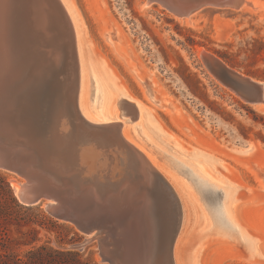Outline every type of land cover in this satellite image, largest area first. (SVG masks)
<instances>
[{
	"label": "rangeland",
	"instance_id": "rangeland-1",
	"mask_svg": "<svg viewBox=\"0 0 264 264\" xmlns=\"http://www.w3.org/2000/svg\"><path fill=\"white\" fill-rule=\"evenodd\" d=\"M69 1L80 23L83 63L90 74L91 99L85 103L89 114L113 119L123 110L121 119L133 116L132 104L124 102L117 109L121 90L113 82L147 110L144 120L126 123L129 136L146 149L181 198L180 263L264 264V120H256V114L264 112L215 75L201 55L206 52L243 75L264 80V0H257L256 11L205 7L195 11L191 22L174 18L161 4L145 5V0ZM101 81L110 88L108 95ZM155 126L173 149H161L150 131ZM194 152L215 160L188 159ZM0 171L20 204L0 190V221L9 222L10 234L18 242L15 251L24 254L41 244L70 248L87 238L75 224L55 217L47 199L22 203L12 179L18 182L23 177ZM198 177L220 191L218 204L204 195ZM227 186L236 189L233 218L248 239L228 220V212H222L228 200L222 189ZM163 216L157 217L161 226L167 218L174 219V213ZM33 228L37 233L31 232ZM34 237L33 244L26 243ZM77 251L85 259L108 264L98 239Z\"/></svg>",
	"mask_w": 264,
	"mask_h": 264
},
{
	"label": "water",
	"instance_id": "water-1",
	"mask_svg": "<svg viewBox=\"0 0 264 264\" xmlns=\"http://www.w3.org/2000/svg\"><path fill=\"white\" fill-rule=\"evenodd\" d=\"M153 3L187 13L205 7L239 9L245 0H154ZM73 31L71 17L61 0H0V169L35 182L37 192L30 203L43 193L58 199L52 214L88 235L71 249H82L98 239L106 262L120 264L115 255L126 259L118 248L113 254L108 253L110 229L99 227L101 223L93 221L96 215L88 209L94 203H102L104 206L97 212L100 215L112 206L119 225L122 224L119 239L115 237L121 244L128 235V224L132 229L133 224L137 230L142 227L141 215L149 201L154 203L151 215L166 211L170 195L178 205L180 201L168 178L148 161L138 162L143 173L136 169L135 152L119 127L94 124L81 115ZM44 37L45 48L40 46ZM2 45L10 47L4 49V54ZM49 46H55V57L51 52L50 58L46 55ZM43 57L45 75H37L35 69L41 67ZM202 57L211 71L245 101L264 105V80L243 75L215 57ZM27 82L34 85L22 92ZM63 85L67 88L64 94ZM23 134L28 136L27 140ZM15 145L24 149H14ZM52 178L59 184L52 182ZM92 191L102 197L97 203ZM25 200L20 199L32 205ZM43 200L46 199L38 202ZM174 210L172 226L169 227L167 218L156 231L155 264H176L174 247L182 225V209L179 205ZM79 211H83L87 221L81 220Z\"/></svg>",
	"mask_w": 264,
	"mask_h": 264
},
{
	"label": "bare ground",
	"instance_id": "bare-ground-1",
	"mask_svg": "<svg viewBox=\"0 0 264 264\" xmlns=\"http://www.w3.org/2000/svg\"><path fill=\"white\" fill-rule=\"evenodd\" d=\"M64 4V6L66 7L71 20H72V24H73V32L75 34V39H76V51H77V70H78V74H79V81H78V108L79 111L81 113V115L83 116L84 119H86L87 121L94 123V124H100V125H116L117 127L120 128L121 134L122 136L125 138V140L129 143V145L131 146V148L134 150L135 155L133 156V158L137 159V161L135 163L136 164V169L140 172L143 173V167H141V164H138V162L143 163L145 160L148 161L150 163V165H152L155 169H158L162 172V169L159 168L158 166H156L153 162H152V158L151 156L143 149L141 148L138 143L132 140V138L129 136V132H128V124L126 123L127 121H129V119L132 120H144L146 117V113L147 110L145 108H142V104L138 103L137 100H134L132 97V100L134 101H128L125 98L131 99L129 98L130 95H127L126 91L124 89H122L121 87L117 86L114 82V88L115 89H120L121 90V94L118 97V101L116 102L117 104V109L119 110L124 104V102H127L129 104L133 105L132 112L133 113L131 115H129L128 119H121L120 117L123 114V110L117 115L113 116V119H111L112 117H108L106 119L102 118V119H96L93 118L90 114L88 109L86 108L87 106V102L88 99H91V95H90V90H91V81H90V74H87V69L85 64L83 63L84 60V51H83V39H82V31L80 28V23L79 20L76 17V13L74 11V8L71 4V2L69 0H61ZM154 0H148L146 2V5H150L151 3H153ZM161 7H165L163 4L160 5ZM258 8H260V4H258L257 0H245V3L242 5L241 8L239 9H245V10H249V11H256ZM167 9V13L170 14L171 16H173L174 18L180 20V21H187V22H191L192 21V15L195 13V11L199 10V9H193L187 13H181L176 11L175 9H171V8H166ZM45 23H43L44 25ZM3 37V35H1ZM4 45H2V49H3V54H4V49L8 50V48L10 47H3ZM43 48H45V37H44V42L43 45H40ZM55 46H49L47 48V56L48 58H50V52L52 53V55L55 57V53L56 50ZM6 55V54H5ZM202 56H206V57H214L206 52L201 53ZM48 62V60H46V63ZM45 58L43 57V62L41 65V69L40 68H36L35 69V73L37 75H39L40 73H43L45 75ZM48 73V71H47ZM88 75V76H87ZM96 77V76H95ZM109 78H111L108 75ZM94 80V79H93ZM28 84H26V87L22 88V92L26 91L28 88H31V86H33L34 84L27 82ZM101 88L104 89L105 93L108 95L110 92V88L107 87L106 82L101 81ZM67 90L66 86L63 85L61 88V92L62 94L65 93V91ZM109 90V91H108ZM123 91V92H122ZM28 92V91H27ZM27 100H29V98H27ZM86 103V106H85ZM93 106V103H92ZM128 106V105H127ZM257 107V109L261 110L264 112V105H254ZM129 110V109H128ZM134 110V111H133ZM129 113V112H128ZM113 121H111V120ZM114 119H116L117 121H114ZM109 120V121H108ZM150 131H152V136L155 138V140L158 142L159 146H161V149H163L164 151H170V149H173V146L170 144L169 139L167 138V136L163 133V130H160L159 128L155 127H151ZM18 136V135H17ZM23 137L25 140L28 139V136L26 134H23ZM23 139V138H22ZM158 146V148L160 149V147ZM14 149H24L23 147H19L18 145L14 146ZM173 153H175V151H172ZM150 156V157H149ZM197 156H201L204 160H209V161H214V157H212L209 154L203 153V152H194L191 153L190 156H188V159L197 157ZM216 158V157H215ZM218 160V158H216V161ZM209 163V162H208ZM193 164L195 166L198 165V162L194 161ZM194 165H192L194 167ZM164 174V172H163ZM200 174H202L205 177V174L203 172H200ZM165 175V174H164ZM21 177H23L22 181H15L14 179H12V183L15 189L16 194L18 195V197L23 200V198H25L26 202L28 204H35L38 201H40L42 198L47 199V201L45 202L46 204L49 205L50 210L52 211V209H55L56 206L58 205L59 201L58 199L53 198L52 196H50V194L48 193H43V194H39L37 197V201L30 203V199L35 197L36 194V190L37 187L35 185L34 181H28L27 177H25L24 175H19ZM196 176V175H195ZM200 177V176H199ZM196 178V180H198V182L201 184L202 186V191L204 193V195L207 197L208 200H210V202L212 204H218V197L219 192L217 191L216 188H213L209 185H206V182L201 179ZM203 179V177H202ZM169 180V179H168ZM206 180V179H205ZM53 178H52V182H53ZM170 181V180H169ZM207 181V180H206ZM54 182L59 184V181L55 180ZM210 183V182H209ZM172 184V183H171ZM208 184V183H207ZM173 189L175 190V193L180 201L179 205L181 206L182 209V224L184 221V209H183V205L181 202V198L177 192V190L175 189V187L172 185ZM223 194L225 196V198L228 200H224V204L225 205V209L223 208L222 212L227 211L229 216L227 217L228 220H232L233 223H236L234 221L233 215H234V209L232 208L235 201H236V189L233 187H229L227 186V189H222ZM93 196L95 197L96 203L102 199V197L100 195H98L95 191H92ZM170 195V194H169ZM101 197V198H100ZM171 201H169V203H167L166 205V211L162 212V215H164L163 217L166 218V216L170 217L172 213H174V219L176 216L175 210L174 209H178V204L172 200L173 196L170 195ZM106 200V199H105ZM44 203V204H45ZM153 200L149 201V204H147L146 209H144L142 215H141V221H142V227L138 228V230L136 229V227L133 224V229L132 227L129 228L130 224H128L126 226V230L128 232L127 237L124 239L123 242H121L119 240H116V238L119 239L120 235L118 234L120 231V227L119 225V221L117 220V218L115 217V215L113 214L111 207L109 209V211L107 213L103 212L102 214L98 215L100 212L102 207L104 206L102 203L101 205H99L97 203V205L94 203V205L91 206V209H88V212H93L96 217H94L93 221L96 223H101L99 224V227L104 226L105 228L110 229V232L107 234L108 236V244L107 247H109L110 249L108 250V253L111 255L113 254L115 249H119L121 251V254L124 255L125 257V261L120 259L119 256L115 255L117 260H120V264H155V261H157V258H154V245H156L155 242V234L156 231H159L158 229L161 227L160 225V221L158 220V215H151L150 213V207L153 206ZM177 204V205H176ZM96 206V209H93V207ZM152 212V211H151ZM70 213H72V211H70ZM76 214V213H75ZM219 214V213H218ZM225 214V213H224ZM77 215H79L81 217V220H86L85 214H83V211H79L77 212ZM160 218V216H159ZM173 219V221H174ZM172 222H170L169 227L172 226ZM221 222V221H220ZM88 224V222H86ZM93 223V222H92ZM163 223V222H162ZM161 223V224H162ZM165 223V222H164ZM221 224H224L223 222H221ZM237 224V223H236ZM164 225V224H163ZM239 226V224H237ZM96 227V226H95ZM182 227V225H181ZM136 229V230H134ZM132 230V231H130ZM181 231V229H180ZM179 231V233H180ZM135 235H134V233ZM239 232L240 235L243 236L245 239H248V235L246 232H244L242 230V228H240L239 226ZM180 235V234H179ZM179 235L177 237V240L179 238ZM176 240L175 242V247H174V256H175V263L178 264L177 260L179 261V264H181L180 260L183 259L182 254H181V245L180 243H178ZM177 243V244H176ZM111 245V246H110ZM118 245V247H117ZM206 245L203 246V248H205ZM177 257V259H176ZM103 259L105 261H107L104 257ZM153 261V263H152ZM183 261V260H182Z\"/></svg>",
	"mask_w": 264,
	"mask_h": 264
},
{
	"label": "trees",
	"instance_id": "trees-1",
	"mask_svg": "<svg viewBox=\"0 0 264 264\" xmlns=\"http://www.w3.org/2000/svg\"><path fill=\"white\" fill-rule=\"evenodd\" d=\"M222 54L223 53L220 55L222 56ZM258 118L264 120V115L256 114V120H258ZM262 138L264 140V136H262ZM2 186L4 188H2ZM0 190L3 191L2 193H4V195L6 193L8 199H12V203L20 205L15 196H13L7 176L1 171ZM2 198L3 197H1V199ZM49 219L56 222V220ZM8 225L9 222L0 221V264H100L96 261L83 258L81 252L77 250L64 247L54 248L48 244L34 246L24 254H21L14 250V245L18 242L11 236ZM69 230L72 231L73 228H69ZM31 232L35 234L37 230L33 228ZM36 239L37 237H34L26 243L33 244Z\"/></svg>",
	"mask_w": 264,
	"mask_h": 264
}]
</instances>
